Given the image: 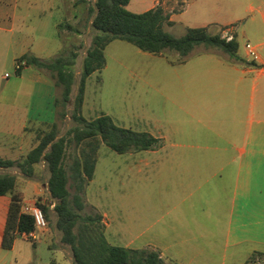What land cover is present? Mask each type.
<instances>
[{
  "label": "crops",
  "instance_id": "1",
  "mask_svg": "<svg viewBox=\"0 0 264 264\" xmlns=\"http://www.w3.org/2000/svg\"><path fill=\"white\" fill-rule=\"evenodd\" d=\"M88 1L71 2L73 8L80 4V10L85 12L81 17L74 15L77 33L66 29L69 38L79 43V54L83 45L85 50L88 48ZM149 1L154 3L151 8L136 13L158 6L173 10L161 0H131L129 6L143 7ZM213 1L194 0L199 6L197 23L188 28L210 29L224 13V27L234 29L238 42L234 24L241 22L246 43L258 47L259 59H249L246 50L244 54L238 51L237 60L212 48L200 50L201 46L184 62L179 54L177 63L170 62L175 76L163 79L166 97L162 108L154 112L148 128L138 131L160 139L161 146L130 152L123 159L128 166L129 186L122 194L124 203L119 205L114 189H103L97 195L91 192L100 165L107 176L116 177L121 160L117 155H125L101 143L85 199L101 214L104 234L113 246L150 249L167 264H264V0H229L224 12ZM176 2L185 6L181 15H186L190 1ZM206 5L207 11L202 10ZM56 7L57 0H0V60L3 54L18 52L24 46L28 11L39 13V20H43L47 11ZM175 16H171L174 23ZM55 28L60 31V25ZM62 50L64 42L51 53L39 48L31 55L21 50L13 57L17 61L26 56L48 61ZM80 58L81 55L77 65ZM20 72L21 79L26 77L33 83L31 98L22 99L17 94L11 100L29 109L19 128H8L0 139V158L15 163L22 162L38 146L43 132L58 122V86L54 77L31 65H25ZM82 114L88 121L103 114L109 116L91 100L87 85ZM59 127L62 137L63 127ZM0 174L17 177L18 190L24 196L22 211L37 204L46 191L48 195L44 162L35 166L31 178L17 168L0 169ZM43 179L46 183L42 185ZM10 204L9 196H0V256L1 251H14L22 239L18 237L11 249L4 248ZM24 264L33 263L28 259ZM51 264H72V259H67L62 250Z\"/></svg>",
  "mask_w": 264,
  "mask_h": 264
},
{
  "label": "trees",
  "instance_id": "2",
  "mask_svg": "<svg viewBox=\"0 0 264 264\" xmlns=\"http://www.w3.org/2000/svg\"><path fill=\"white\" fill-rule=\"evenodd\" d=\"M130 2L95 0L93 4L87 3V25L92 33V42L86 49L79 81L76 65L80 54L76 49L80 46L73 50L64 49L48 61L29 56L17 61L18 64L25 61V65L50 71L56 85L62 87V98L57 99L58 122L49 131L43 132L38 146L22 162L0 158V169L17 168L31 178L35 166L45 163L48 200L54 208L48 203H41V199L37 205L43 209L48 224H52V216H55V228L62 235L63 244L70 248L73 264H167L153 250H133L111 245L104 234L102 216L82 215L86 208L83 202L85 189L94 177L101 143L118 154L147 151L161 146L160 139L147 132L120 127L106 114L93 121L83 117L87 81L90 76L105 69L106 48L113 41L121 40L144 53L161 55L166 51H175L180 54V61L184 62L197 47L204 46L221 49L239 60L237 40L227 42L221 35L210 34L207 28H188L185 36L177 38L165 30L166 25L172 27L174 22L162 6L136 13L128 10ZM67 29L77 33L71 25H67ZM17 73L20 74V70ZM76 85L78 92L73 109L70 110ZM68 117H71L74 125L64 136L59 137V120L64 122ZM72 147L75 153L73 156L69 154ZM69 158L72 161L70 164ZM71 180L74 194L70 192ZM0 196L11 198L3 243L5 249H11L21 234L35 230V221L31 214L22 211L24 196L18 190L15 175L0 174Z\"/></svg>",
  "mask_w": 264,
  "mask_h": 264
},
{
  "label": "rangeland",
  "instance_id": "3",
  "mask_svg": "<svg viewBox=\"0 0 264 264\" xmlns=\"http://www.w3.org/2000/svg\"><path fill=\"white\" fill-rule=\"evenodd\" d=\"M72 1L76 0H57V7L53 11H47L44 19L39 20V13H35L33 10L26 11V21L24 26V46L19 47L18 52H11L3 54L0 60V139L5 136V132L8 128L17 130L20 123L26 119L28 106L23 102L22 107L17 106L15 102L11 100L12 96L20 94L22 99L30 100L33 83L28 78L21 79V75L17 73V60L13 57L21 50L27 51L28 55L34 51H39V48H43L48 53L55 51L56 47H60L64 42L65 50H73V46L78 47L79 43L70 39L68 32L66 31L67 25L74 26V15L78 17L84 14V10H80V4L73 8ZM136 2L138 0H135ZM189 6H187L186 15H181L184 11L183 4H176V0H161L166 2L167 6L171 8V12L166 11L168 14L176 15L174 26H165V30L174 35L177 38H181L186 35L188 27L196 25V11L199 8L194 0H189ZM239 3L240 0H237ZM95 0H89L88 4H93ZM135 2V3H136ZM215 6L222 9L224 12L225 6H227L229 0H214ZM149 1L148 4L140 7L133 5L128 6V10L141 12L151 8L154 3ZM83 5V4H82ZM211 4L209 7H212ZM202 10L208 9V5L201 8ZM84 16V15H83ZM221 19V20H220ZM227 19L224 13L218 16L216 25H213L208 29L212 35H221L224 24ZM61 25L60 31L55 28V25ZM46 27L43 29V26ZM234 28L238 31V43L239 53L244 54L246 38L242 32L245 27L241 22L234 24ZM61 34V35H60ZM92 33L89 32L87 36V47L91 45ZM252 44V43H251ZM200 50L205 49L204 46L200 47ZM216 51H222L218 48H212ZM58 53V52H57ZM86 50L82 49L79 59V65H77V81L80 76V65L85 57ZM60 54V53H59ZM58 54V55H59ZM225 54V53H222ZM106 67L101 72L93 74L87 81V90L91 100L94 99L95 104L105 110L109 116L115 121V124L131 129L134 131H144L148 128L152 121V115L154 112L160 111L165 101V85L166 81L163 79L169 76H175V69L170 66V62L177 63L179 59V53L175 51H166L163 55H151L144 53L134 45L121 40H115L107 48L105 52ZM225 56V55H223ZM57 57V56H56ZM21 64V63H20ZM43 71L52 75L48 70ZM21 73V72H20ZM6 75L10 76V79H6ZM55 80V79H54ZM78 92V85L74 87L72 94V104L69 109H73V103L75 95ZM58 98H62V87H58ZM61 111V108H59ZM99 111V110H98ZM160 113V112H159ZM63 129L61 134H66L69 129L74 125L71 117L62 122L59 120ZM72 156L74 154V147L70 149ZM113 153V151L110 150ZM115 154V153H113ZM121 156V160L118 163L120 172L116 177L107 176L103 171L102 165L99 167L98 177L95 185L92 187V195H97L103 189L113 190L118 192V204H123L125 194L129 186V176L127 170V162L123 161L128 156V153ZM71 158L68 159L70 164ZM48 176V174H47ZM41 179V178H40ZM40 181V180H39ZM48 181V179H47ZM42 185L45 184V180H41ZM87 188V187H86ZM70 192L75 193L74 184L70 182ZM47 191L45 195H42L41 203L52 204L47 199ZM38 199V200H39ZM109 198L108 201L112 200ZM83 202L86 204L85 196ZM52 209L54 208L51 207ZM99 211L95 210V207L86 204V208L82 215L98 214ZM101 216V214H99ZM55 216H52V224H49L48 231L42 237L40 243L34 246L31 242L19 239L14 251H1L0 261H5L6 264H24L28 259H31L33 264H51L52 260L58 257L62 250L66 258L72 259V253L70 248L63 244L62 235L55 228ZM46 237V238H45ZM106 237V236H105ZM107 240V238H106ZM108 241V240H107ZM119 246V245H115ZM123 247V246H121ZM2 257V258H1ZM73 264V260H72Z\"/></svg>",
  "mask_w": 264,
  "mask_h": 264
},
{
  "label": "built area",
  "instance_id": "4",
  "mask_svg": "<svg viewBox=\"0 0 264 264\" xmlns=\"http://www.w3.org/2000/svg\"><path fill=\"white\" fill-rule=\"evenodd\" d=\"M221 38L227 42H232L236 40L234 29L231 27L225 28L221 32ZM246 54L249 59L256 61L259 59L258 47L251 43H246L245 45ZM26 62L18 64L17 70H21L24 67ZM8 77V75H7ZM23 213L31 214L35 221V230L23 233L20 237L24 240H27L32 243H40L45 232L49 229V224L46 219L43 209L37 204L27 206L23 209Z\"/></svg>",
  "mask_w": 264,
  "mask_h": 264
}]
</instances>
